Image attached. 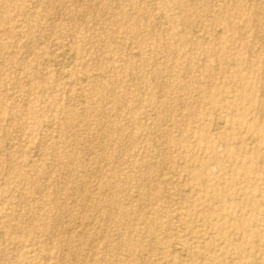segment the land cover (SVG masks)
<instances>
[{
  "label": "rangeland",
  "instance_id": "1",
  "mask_svg": "<svg viewBox=\"0 0 264 264\" xmlns=\"http://www.w3.org/2000/svg\"><path fill=\"white\" fill-rule=\"evenodd\" d=\"M0 236V264H264V0H0Z\"/></svg>",
  "mask_w": 264,
  "mask_h": 264
},
{
  "label": "bare ground",
  "instance_id": "2",
  "mask_svg": "<svg viewBox=\"0 0 264 264\" xmlns=\"http://www.w3.org/2000/svg\"><path fill=\"white\" fill-rule=\"evenodd\" d=\"M74 57H75V56H74ZM68 64H69V63H68ZM68 64H67V65H68ZM69 65H70V64H69ZM57 72H58V71H57ZM84 77H85V76H84ZM85 79H87V78H85ZM83 80H84V79H83ZM82 98H83V97H82ZM82 98H81V99H82ZM82 100H83V99H82ZM82 104H83V103H82ZM78 130H79V129H78ZM216 131H217V130H216ZM168 142H169V141H168ZM167 144H168V143H167ZM6 148H7V147H6ZM36 148H37V147H36ZM7 155H8V154H7ZM53 160H54V159H53ZM67 171H68V170H67ZM77 180H78V179H77ZM81 180H83V179H81ZM69 182H70V181H69ZM78 183H79V182H78ZM42 187H43V186H42ZM41 189H42V188H41ZM153 195H154V194H153ZM75 222H76V221H75ZM81 224H82V223H81ZM79 226H80V225H79ZM84 226H85V225H84ZM0 237H1V236H0ZM1 238H2V237H1ZM95 241H96V240H95ZM174 246H175V245H174ZM176 247H177V245H176ZM177 249H178V248L173 247L174 252L177 251ZM85 251H86V250H85Z\"/></svg>",
  "mask_w": 264,
  "mask_h": 264
}]
</instances>
